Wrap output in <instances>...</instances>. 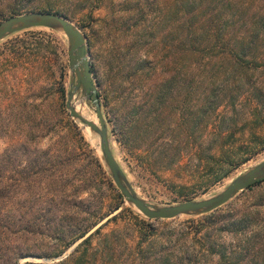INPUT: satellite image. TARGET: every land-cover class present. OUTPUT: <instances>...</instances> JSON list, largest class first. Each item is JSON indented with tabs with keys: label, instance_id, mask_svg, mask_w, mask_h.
Segmentation results:
<instances>
[{
	"label": "rangeland",
	"instance_id": "374dc122",
	"mask_svg": "<svg viewBox=\"0 0 264 264\" xmlns=\"http://www.w3.org/2000/svg\"><path fill=\"white\" fill-rule=\"evenodd\" d=\"M9 1L0 0V23L65 10L85 36L110 148L138 198L158 207L204 199L264 160V0H234L239 18L227 25L215 21V11L212 21L196 23L190 38L204 51L194 54L184 14L197 10L183 0H24L14 15ZM225 34L222 45L217 36ZM74 87L68 42L57 30L0 41V226L8 229L0 234V264L15 253L18 264H63L96 229L85 259L66 264H132L143 238L155 242L157 255L188 237L199 246L194 235L208 215L241 216L264 203L263 183L203 215L146 219L113 183L99 140L70 117L72 91V105L99 127L93 103ZM221 242L233 240L224 234Z\"/></svg>",
	"mask_w": 264,
	"mask_h": 264
},
{
	"label": "trees",
	"instance_id": "16d2710c",
	"mask_svg": "<svg viewBox=\"0 0 264 264\" xmlns=\"http://www.w3.org/2000/svg\"><path fill=\"white\" fill-rule=\"evenodd\" d=\"M47 2L54 0H44ZM205 0H183L182 4H185L191 11L197 10L196 13L190 15L188 10L184 14L185 18L189 19L188 25L186 26V35L185 41L187 45V52L194 54L199 53L204 50L198 49L199 44L201 42H195L194 39L190 38V35H194L198 33V27L195 26L196 23L199 22H209L212 21V14L215 21H219L224 25H227L229 21L232 23L235 19L238 20L239 12L237 9L232 10L235 6L236 1H224V0H209L206 5H203ZM256 1V0H254ZM9 12L11 14H17L22 9H24V0H10L8 3ZM192 5V6H191ZM52 7L49 6V9ZM224 8H228L229 15L223 12ZM206 11L205 13L201 12ZM261 11V10H260ZM258 10L254 12L252 15L253 18H256V21L253 25L256 26L255 38H258L260 30V14ZM41 12H52L59 15H66L68 11L65 10H43ZM209 14V16H208ZM216 21V22H217ZM263 25V23H262ZM209 35L208 42H212ZM227 35H222L219 38L217 36L218 42L224 45V39ZM245 39L242 38L239 44H244ZM205 44V45H209ZM196 47V49H195ZM212 51V49H209ZM239 60L238 58H236ZM216 95L215 97H217ZM219 104V103H218ZM218 104L213 105V109H215ZM264 183V181L259 182L248 189L251 190L253 187L260 186ZM264 198V197H263ZM252 209V211L250 210ZM248 209V212H244L241 216H229L227 217H212L214 214H210L207 216L204 221L205 224L201 223V230H204L203 233L197 231L195 233V239L199 240V246H196L195 241L190 239V244L184 239V241H177L175 244L165 248L167 251L164 255H157L159 250H157L156 246L152 248L155 242H147L146 239L143 238L138 241L136 247L133 250L134 260L132 264H264V217L261 216L262 210L264 209V203L261 205H255ZM115 218V217H113ZM212 218V219H210ZM92 223L88 224L85 227L82 226V230L78 231L76 235L72 238V241H76L79 238L84 237L87 232L90 230ZM4 230H8L5 226H0V234H4ZM99 234V229H96L93 234H90L86 237L80 244L79 247H86L83 252L79 255L78 249L73 251L66 260L63 261V264H66L70 261L74 263L83 261L88 253V247L90 245V241L94 234ZM227 234L231 237L233 242L227 243L221 242V238L223 239V235ZM69 236V235H68ZM72 236V235H70ZM63 241V239H61ZM108 246L107 244H105ZM161 248V247H160ZM91 249V248H90ZM173 250H182L183 253L181 255H174ZM22 257V255L15 253L14 257H8L2 264H18V260ZM214 257L216 259L214 260ZM12 260V261H11ZM25 264H40V263H25ZM62 264V263H61Z\"/></svg>",
	"mask_w": 264,
	"mask_h": 264
},
{
	"label": "water",
	"instance_id": "95a60500",
	"mask_svg": "<svg viewBox=\"0 0 264 264\" xmlns=\"http://www.w3.org/2000/svg\"><path fill=\"white\" fill-rule=\"evenodd\" d=\"M34 28L60 29L68 42L69 69L75 79L74 89L81 88L86 98L94 105L99 127L92 121L81 117L72 105V91H69L66 109L71 118L82 123L95 132L100 139V151L103 163L108 170L113 183L120 192L124 201L133 207L139 214L148 220H172L181 216L203 215L212 212L228 203L239 193L249 187L264 181V160L254 165L250 170L231 181L223 190L213 196L200 200H192L173 206L158 207L138 198L125 181L123 172L115 160L108 136L107 127L101 112L96 87L92 82L91 66L87 58L85 36L66 17L52 12H29L14 15L0 23V41L12 34ZM59 32V31H58Z\"/></svg>",
	"mask_w": 264,
	"mask_h": 264
},
{
	"label": "bare ground",
	"instance_id": "6f19581e",
	"mask_svg": "<svg viewBox=\"0 0 264 264\" xmlns=\"http://www.w3.org/2000/svg\"><path fill=\"white\" fill-rule=\"evenodd\" d=\"M58 31H59V33H61L62 35H63V32L60 30V29H58ZM75 110L77 111V113L81 116V117H83L84 119H87L86 117H84L82 114H80L79 112H78V110L76 109V107H75ZM87 120H89V119H87ZM89 121H91V120H89ZM93 122V121H92ZM93 123H95V122H93ZM87 127V126H86ZM94 134V139L92 138V136L91 135H93ZM89 137H90V139H91V141L93 142V143H96V141H98L99 140V144H100V139H99V136L96 134V133H92L91 131H90V129H89Z\"/></svg>",
	"mask_w": 264,
	"mask_h": 264
}]
</instances>
